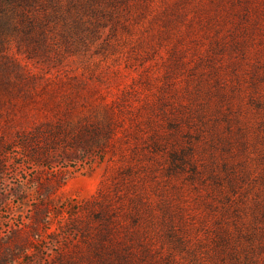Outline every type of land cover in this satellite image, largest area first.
Masks as SVG:
<instances>
[{
	"label": "rangeland",
	"instance_id": "374dc122",
	"mask_svg": "<svg viewBox=\"0 0 264 264\" xmlns=\"http://www.w3.org/2000/svg\"><path fill=\"white\" fill-rule=\"evenodd\" d=\"M90 4L0 42V264L236 263L217 221L264 195V0ZM176 140L223 191L164 171Z\"/></svg>",
	"mask_w": 264,
	"mask_h": 264
},
{
	"label": "trees",
	"instance_id": "16d2710c",
	"mask_svg": "<svg viewBox=\"0 0 264 264\" xmlns=\"http://www.w3.org/2000/svg\"><path fill=\"white\" fill-rule=\"evenodd\" d=\"M95 1L97 0H0V42L7 40L6 36L8 35H15L21 40L20 42L31 46L30 50L43 47L48 28H52L60 21L61 24L67 25V12L88 10L91 8L90 3ZM62 35L67 38V30H63ZM155 136L152 137L153 147H161L158 137ZM169 136L178 139L180 135L171 134ZM171 144H173V148H175L176 144L177 147L180 146L181 152L178 154L176 149L172 150L171 148L173 158L170 165L164 169L167 174H178L189 169L188 179L204 182L206 177H208L214 181L217 189L219 188V190L223 191L221 175L218 172L208 169V166H203L202 168L193 166V164L192 166H185V161H187L185 154L189 148L182 146L180 140H176ZM258 194L252 219L250 222H246L243 227L237 225L236 222L234 224L236 225V234L232 233L227 222L217 221L219 224L217 245L222 247L221 261L227 256L237 255L239 252L236 245L239 242H245L246 245H243L242 250H240L242 254L239 257L242 259L239 260L238 256L235 255L234 262L236 263L234 264H264V257H260V251L264 249V195L261 191ZM227 244L231 247L230 251L225 249L228 246ZM97 253L101 255L100 250ZM222 263L224 264L223 261Z\"/></svg>",
	"mask_w": 264,
	"mask_h": 264
}]
</instances>
